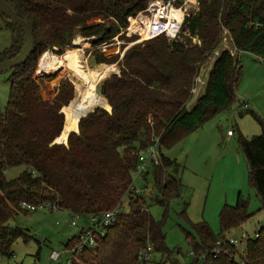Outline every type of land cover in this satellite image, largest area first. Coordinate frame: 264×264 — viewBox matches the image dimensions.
<instances>
[{
    "label": "trees",
    "instance_id": "trees-1",
    "mask_svg": "<svg viewBox=\"0 0 264 264\" xmlns=\"http://www.w3.org/2000/svg\"><path fill=\"white\" fill-rule=\"evenodd\" d=\"M31 25L35 51L29 60L12 69L8 103L0 106V257L14 255L16 240H29V229L12 221L29 213L22 202H50L58 209L83 217L124 205L138 163V150L159 138L171 147L202 126L212 116L237 101L243 65L238 55L224 50L217 58L207 87L192 107L191 89L203 63L219 47L227 28L239 51L264 60V0H200V9L187 17L181 38L165 35L130 47L120 65L101 85L112 109L96 108L79 121L67 143L54 142L61 134L63 104L73 98L67 79L54 99H45L34 72L39 57L57 46L62 53L77 34L94 38L95 45L111 40L129 23L128 17L144 9L151 0H6ZM16 34L0 51V61L17 55L25 44L22 30L0 12ZM101 17L100 22H91ZM198 37L201 43H195ZM128 39V38H127ZM97 63L113 62L102 52ZM263 125L264 121L250 111ZM243 115L244 111H240ZM234 131V130H233ZM240 146L248 162L249 179L264 208V131L251 137L241 134ZM154 169L156 202L163 205L181 195V178L172 168L178 161L161 153ZM23 165L14 178L5 170ZM186 215V210L183 212ZM252 213L240 199L221 212V232L216 234L203 220L192 223V264H264V225L246 238L239 254L225 233L242 225ZM163 221L157 220L144 195L131 197L129 209L118 214L104 235H96V246H85L73 254L74 264H139V251L148 240L169 264H185L173 258ZM78 234L64 242L73 248ZM222 241L221 244L218 242ZM216 247L220 253L213 252ZM239 256V257H238ZM158 264H166L163 260Z\"/></svg>",
    "mask_w": 264,
    "mask_h": 264
},
{
    "label": "rangeland",
    "instance_id": "rangeland-1",
    "mask_svg": "<svg viewBox=\"0 0 264 264\" xmlns=\"http://www.w3.org/2000/svg\"><path fill=\"white\" fill-rule=\"evenodd\" d=\"M100 21L102 18L98 17L91 22ZM6 22L5 18L0 15V51L11 44L13 35L16 34ZM196 38L198 37H194L193 41ZM94 40H96L95 37L90 38L77 34L71 46H66L62 53L57 46L47 50L52 49L54 54L64 59L62 55L66 51L78 49L90 67H98L101 64L114 65L118 72L126 51L134 44L145 41L138 40L136 34L127 35L122 30L111 40L105 41L107 47L103 51L101 47L104 42L95 45ZM45 52L39 57L34 76L37 78L40 92L45 99L56 98L63 87L64 80L67 79L72 83L73 98L63 104L61 108L63 112V107L76 96L74 81L76 77L65 59L62 60L57 70L41 71L40 60ZM98 52H102L108 58H113L114 61L97 63L95 56ZM237 54L243 65L237 89V101L212 116L202 126L187 133L173 146L163 148L165 155L178 161L172 170L182 180L181 195L171 199L168 205L156 202L158 191L154 189V185L151 186L150 193L145 195L153 216L163 221L166 242L173 251L172 257H177L185 264H192L194 259L192 239L188 236V231L197 235L192 223L205 220L214 232L219 234L222 228L221 212L226 204L235 206L240 199L241 203H244L252 213L242 225L232 227L225 233L227 239L239 240L237 244L239 254L245 251L246 238L254 237L257 230L264 225V208L256 189L250 183L248 162L239 143L241 134L251 137L264 131L263 125L250 112L253 110L264 121V61L250 52H235V55ZM211 62V58L208 57L203 63L199 72L201 79H207V66ZM11 74L12 70L0 73V106L2 108L6 107L9 100ZM112 74L114 72L106 79ZM106 79L98 84V91ZM201 95L192 94L188 106L192 107ZM105 109L109 110V108ZM240 111H244V114L241 115ZM230 129L235 132L233 136L228 133ZM23 169V165L10 167L5 170V174L9 179L14 178ZM137 184L140 186L141 181H137ZM124 208L129 209V200L126 198ZM185 210L187 216L183 213ZM27 211L29 213H20L12 224L29 229L32 237L29 240L22 238L16 240L12 247L15 256H1L0 264H65L71 254L64 251V242L78 234L88 222L83 217H76L65 209ZM75 219L77 225L72 224ZM53 251L62 252V256L59 259H53ZM163 257L166 264H169L166 255L163 256L161 253L155 254V264L163 260Z\"/></svg>",
    "mask_w": 264,
    "mask_h": 264
},
{
    "label": "built area",
    "instance_id": "built-area-1",
    "mask_svg": "<svg viewBox=\"0 0 264 264\" xmlns=\"http://www.w3.org/2000/svg\"><path fill=\"white\" fill-rule=\"evenodd\" d=\"M199 9L200 0H151L144 9L128 17L129 23L123 31L127 35H138V40L152 39L161 35H165L170 39L181 38V34L186 32L185 21L187 17L196 13ZM194 42L200 44L201 40L196 38L194 39ZM106 43L107 42H104V44L102 43V47L101 45L99 46L103 51L106 50ZM51 50L52 49L47 50L44 54L47 52L53 53ZM224 50H230L233 54L239 52L234 44L230 31L227 28L224 29L223 38L219 47L209 56L212 62L207 66V79H201V75L198 74L191 89V92H193L192 94L199 96L205 91L210 72L217 58ZM115 73L119 74L120 71ZM245 106H247V104H245ZM228 133L229 135H233L234 131L230 129ZM162 149L163 147L160 139L155 138L149 146L138 150V163L134 170L132 184L129 188L126 199L130 200L131 197L145 196L150 193L151 186L154 182L155 166L162 163ZM139 180L141 181L140 186L137 184V181ZM22 208L27 210L58 209L56 204L50 202L32 204L26 201L22 202ZM123 211H125L124 205H120L112 210L89 215L86 218L88 223L85 226L84 232L79 236L78 244L73 248H65L64 250L71 254V257L65 264H74L73 254L82 250L85 246H96V235H104L106 229L113 224L118 214ZM75 216L77 217V215ZM72 224L77 225L76 219L73 220ZM228 240L231 244L236 246L239 243V240L235 238ZM218 243L221 244L222 241H219ZM213 252L220 253L221 248L216 247L213 249ZM192 253L194 254L193 251ZM155 254L156 251L154 245L148 240L147 245L139 251V264H155ZM61 256L62 252H52L53 259H59ZM197 264H203V262L198 261Z\"/></svg>",
    "mask_w": 264,
    "mask_h": 264
},
{
    "label": "bare ground",
    "instance_id": "bare-ground-1",
    "mask_svg": "<svg viewBox=\"0 0 264 264\" xmlns=\"http://www.w3.org/2000/svg\"><path fill=\"white\" fill-rule=\"evenodd\" d=\"M63 58L75 74L76 96L63 107L65 113V129L58 140L65 142L69 132L78 128L80 118L89 111L98 108H111L106 97L98 91V84L106 79L111 73L117 72L114 65L101 64L98 67H90L83 59V54L78 49L68 50ZM61 56L52 52L44 54L40 60V70L49 72L57 70L63 62Z\"/></svg>",
    "mask_w": 264,
    "mask_h": 264
},
{
    "label": "water",
    "instance_id": "water-1",
    "mask_svg": "<svg viewBox=\"0 0 264 264\" xmlns=\"http://www.w3.org/2000/svg\"><path fill=\"white\" fill-rule=\"evenodd\" d=\"M0 12L2 14H4L11 21V23L17 25L22 30V32L24 34V39H25V44H24L22 50L17 55H15L12 58L0 61V73H3V72L12 70L15 67L21 66L22 64H25L29 60V58L31 57V55L35 51V39H34V34L32 31L31 25L28 22V20H26L24 17H22L12 7V5L9 2H7L6 0H0ZM94 110L95 109L89 111L88 113H86L82 117L87 116L90 112H92ZM109 110H111V109H109ZM64 129H65V123H64L62 132ZM72 131L78 132L79 131V124H78V128L76 130H72ZM62 132H61V134H62ZM71 132H69L68 137H69ZM59 136L55 139L54 142H57V143H67L68 142V138L65 142L58 140Z\"/></svg>",
    "mask_w": 264,
    "mask_h": 264
},
{
    "label": "crops",
    "instance_id": "crops-1",
    "mask_svg": "<svg viewBox=\"0 0 264 264\" xmlns=\"http://www.w3.org/2000/svg\"><path fill=\"white\" fill-rule=\"evenodd\" d=\"M240 54V53H239ZM239 54H238V56H239ZM260 59V58H259ZM260 60H263V59H260ZM264 61V60H263ZM235 133V132H234ZM234 135V134H233ZM233 135H231V136H233Z\"/></svg>",
    "mask_w": 264,
    "mask_h": 264
}]
</instances>
